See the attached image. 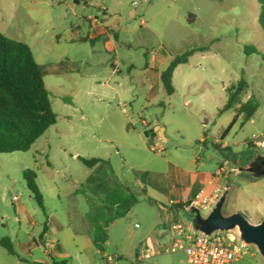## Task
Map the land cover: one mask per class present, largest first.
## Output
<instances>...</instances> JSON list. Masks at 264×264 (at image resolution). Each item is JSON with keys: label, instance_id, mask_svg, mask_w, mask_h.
<instances>
[{"label": "rangeland", "instance_id": "1", "mask_svg": "<svg viewBox=\"0 0 264 264\" xmlns=\"http://www.w3.org/2000/svg\"><path fill=\"white\" fill-rule=\"evenodd\" d=\"M262 9L258 0H0V32L30 47L43 67L57 114L56 124L28 151L0 154V240L24 223L18 214L23 203L34 212L28 218L40 225L46 211L69 226L67 238L59 235L72 256L66 264H106L103 253L116 256L120 264H189L184 252L162 250L168 241L163 226L167 213L158 186H168L162 176L169 163L186 168L200 159L213 171L224 156L243 170L227 174L222 214L240 212L250 223H260L264 175L258 177L248 169L264 156V149L249 148L248 142L254 135L264 137ZM88 18L111 24L118 34L114 44L108 45L102 37L70 41L76 24L87 34ZM194 48L188 63L174 71L173 94L148 76L149 53L166 56L158 67L164 70L173 57ZM241 80L246 87L240 102L253 99L259 107L251 120L238 119L223 144L221 134L236 112L219 110L227 100L225 89ZM150 125H163L166 141L146 137L144 128ZM78 157L108 161L113 170L108 178L137 197L130 211L109 225L103 252L93 245L84 247L86 237L93 236L87 214H95L104 204L103 195L93 193L88 183L92 170ZM28 169L37 173L44 212L26 186ZM143 172L163 179L148 177L143 192ZM177 216L194 225L193 212L182 209ZM232 231L244 243L239 230ZM245 245L243 256L233 264H264L258 247ZM147 248L152 256L140 260ZM18 254L27 261L19 264H29L28 251ZM34 254L42 256L41 250ZM5 260L17 264V257L0 246V264Z\"/></svg>", "mask_w": 264, "mask_h": 264}, {"label": "trees", "instance_id": "2", "mask_svg": "<svg viewBox=\"0 0 264 264\" xmlns=\"http://www.w3.org/2000/svg\"><path fill=\"white\" fill-rule=\"evenodd\" d=\"M258 1L263 8L259 21L264 29V0ZM196 50L194 48L176 55L161 71L160 81L168 95L175 91L174 71L180 64L188 63L189 57ZM43 77V67L36 62L30 47L0 32V154L28 151L40 136L56 124L57 114L52 107ZM245 87V81L241 80L225 89L227 100L219 113L235 108L236 114L222 132L220 140L226 138L240 117H243L244 121L251 120L259 107L258 102L253 99L240 102V95ZM252 146L249 143V148ZM78 158L92 170L88 183L94 187L93 193L103 195L104 205L98 207L95 214H87L93 227V245L103 252L108 241L109 225L117 218L125 216L136 203L137 197L115 178H108L113 177V170L108 161L100 158ZM149 175V172L140 175L144 184L143 192ZM256 175L259 177L263 174L257 172ZM24 179L30 194L44 212L43 194L36 182V171H24ZM0 245L10 255H16L9 238L1 239Z\"/></svg>", "mask_w": 264, "mask_h": 264}, {"label": "crops", "instance_id": "3", "mask_svg": "<svg viewBox=\"0 0 264 264\" xmlns=\"http://www.w3.org/2000/svg\"><path fill=\"white\" fill-rule=\"evenodd\" d=\"M85 26L87 27V34H82L83 30H81L79 24H76L73 30L70 32V41H82L89 39L96 40L102 37L103 39L107 40L108 45H111L114 44L118 36V34L114 33V31L112 30V25L103 24V20L94 21L93 19L88 18L86 20ZM57 37L60 36L57 35ZM148 57L150 61V66H148L149 64L146 66L148 76L153 81L160 80V73L162 70H158V67L164 62H166V56L164 54H161L159 51H153L148 54ZM158 126L162 128V135L157 134L156 136L161 137L162 141H166L165 127L163 125H157L155 127L150 125L149 127H146L144 129H155ZM221 141L223 142V144L227 143V136L224 140ZM224 147L227 149L230 146L225 145L223 146V148ZM227 154H229V152H227ZM228 157L229 156H224V159H228ZM194 162L195 166H188L186 168H180L175 163H169L167 173H165V176H162L164 180L168 182L167 188L158 186V189L162 190L165 196V202L162 203L164 210L167 213L163 223L165 230L167 227L168 220L171 217V211L168 206V201L170 199H179L183 195L192 197L203 187H206L209 192L215 187H220L226 189L227 195V190L229 188L227 181L230 176L225 175L222 178L216 177V171L221 165L222 161L217 163V166L213 171L205 168L204 164L201 163L200 159H195ZM238 168L240 169L239 172L243 170V168L241 167ZM151 176L153 177H150L149 175V177L152 179H163L161 175ZM182 209L184 208L176 206L172 209V214L178 218L177 215ZM44 213V222L42 225H40L38 222H35L34 220L28 218L34 217V212H31L27 205L21 203L18 206V214L23 215L24 223L19 222L18 227L12 230L10 232V236L8 237L16 252V255L12 256L17 257V264L26 260L23 256H19L18 251L29 252V264H66L69 259H71L72 256L70 252L65 249V246L59 239V235H63L64 238L68 237L66 231L69 229V226L65 222H62L56 214H48L46 211ZM49 240L57 242L55 253L51 256L48 255L44 249L45 244ZM90 245H93V236H87L85 239L84 247L88 248L90 247ZM35 250H41L42 256L35 257ZM4 264L10 263L8 260H5Z\"/></svg>", "mask_w": 264, "mask_h": 264}, {"label": "built area", "instance_id": "4", "mask_svg": "<svg viewBox=\"0 0 264 264\" xmlns=\"http://www.w3.org/2000/svg\"><path fill=\"white\" fill-rule=\"evenodd\" d=\"M96 21V18H91ZM141 25L145 24L143 20ZM248 143L258 148L264 149V137L253 136ZM238 166H233L230 160L225 159L216 171V177L238 172ZM226 193V189L215 187L210 192L206 187L201 188L194 196H181L179 199H170L168 206L171 211V217L168 220L166 231L168 241L162 246L163 252L173 254L184 252L189 264H232L239 260L243 254L244 243L239 242V237L232 235V230H216L206 234L194 225L187 224L172 214V209L181 206L187 211H211L221 196ZM16 199V197H14ZM138 226V225H137ZM57 242L49 240L45 244V252L48 255L55 253ZM152 256V250L147 248L139 255L140 260L149 259ZM106 264H120L116 256L103 253Z\"/></svg>", "mask_w": 264, "mask_h": 264}, {"label": "water", "instance_id": "5", "mask_svg": "<svg viewBox=\"0 0 264 264\" xmlns=\"http://www.w3.org/2000/svg\"><path fill=\"white\" fill-rule=\"evenodd\" d=\"M161 127L155 129L145 130L146 137H153L157 134L162 135ZM258 160L261 161L263 166L260 173L264 175V156H260ZM252 171L250 167L248 169ZM226 193L214 205L207 217H202L200 212L196 211L193 214L194 226L206 234H210L216 230L228 231L238 228L240 237L245 244H254L264 254V219L258 224H252L247 217L240 213L235 212L229 216H224L221 212L222 204L224 202Z\"/></svg>", "mask_w": 264, "mask_h": 264}, {"label": "flooded vegetation", "instance_id": "6", "mask_svg": "<svg viewBox=\"0 0 264 264\" xmlns=\"http://www.w3.org/2000/svg\"><path fill=\"white\" fill-rule=\"evenodd\" d=\"M250 167L252 168V172L253 173H257V172H260V170L262 169V165H261V161L260 160H257L255 162H253Z\"/></svg>", "mask_w": 264, "mask_h": 264}, {"label": "bare ground", "instance_id": "7", "mask_svg": "<svg viewBox=\"0 0 264 264\" xmlns=\"http://www.w3.org/2000/svg\"><path fill=\"white\" fill-rule=\"evenodd\" d=\"M235 230H236V231H238V229H237V228H235Z\"/></svg>", "mask_w": 264, "mask_h": 264}]
</instances>
